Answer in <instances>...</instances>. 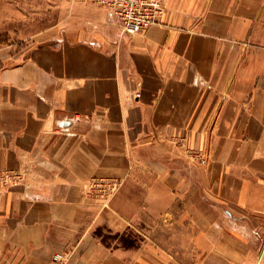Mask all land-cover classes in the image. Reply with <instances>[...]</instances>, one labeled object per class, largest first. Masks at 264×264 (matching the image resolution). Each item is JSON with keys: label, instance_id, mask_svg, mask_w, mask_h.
Wrapping results in <instances>:
<instances>
[{"label": "crops", "instance_id": "obj_1", "mask_svg": "<svg viewBox=\"0 0 264 264\" xmlns=\"http://www.w3.org/2000/svg\"><path fill=\"white\" fill-rule=\"evenodd\" d=\"M80 9L0 36V264H264V0H166L132 36Z\"/></svg>", "mask_w": 264, "mask_h": 264}, {"label": "rangeland", "instance_id": "obj_2", "mask_svg": "<svg viewBox=\"0 0 264 264\" xmlns=\"http://www.w3.org/2000/svg\"><path fill=\"white\" fill-rule=\"evenodd\" d=\"M88 4L92 3L83 0H0L1 41L4 44L16 43L20 40L30 41L36 33L54 27L63 19L76 16V13L81 18L82 13H86L87 10L80 8L82 5L86 7ZM77 5L78 10H75L74 7H77ZM188 153L191 154V152ZM191 155H195L199 162L201 158H204L200 153ZM109 180L113 181L112 179ZM100 189L101 191L96 190V194L97 196L100 195L97 199L102 200V202L103 200L107 201L110 196L112 198L117 190V188L111 190L109 187ZM97 231L108 245L128 247V244L132 246L138 244V235L134 234L133 231L124 234H113L105 227H103V230L99 229ZM180 246L176 245V247Z\"/></svg>", "mask_w": 264, "mask_h": 264}, {"label": "built area", "instance_id": "obj_3", "mask_svg": "<svg viewBox=\"0 0 264 264\" xmlns=\"http://www.w3.org/2000/svg\"><path fill=\"white\" fill-rule=\"evenodd\" d=\"M100 7H105L110 20L119 29L121 35L141 33L152 26L161 25L166 11V0H83ZM205 159H200L204 164ZM20 180V176L9 172L0 173V184L7 186ZM117 184L111 180H94L89 188L116 189ZM54 259H63L62 255H54Z\"/></svg>", "mask_w": 264, "mask_h": 264}, {"label": "water", "instance_id": "obj_4", "mask_svg": "<svg viewBox=\"0 0 264 264\" xmlns=\"http://www.w3.org/2000/svg\"><path fill=\"white\" fill-rule=\"evenodd\" d=\"M263 255H264V252H263Z\"/></svg>", "mask_w": 264, "mask_h": 264}]
</instances>
